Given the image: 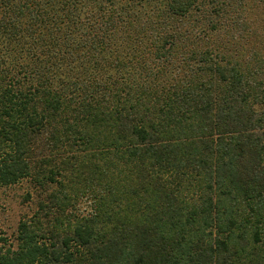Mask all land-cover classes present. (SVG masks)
Segmentation results:
<instances>
[{
	"label": "trees",
	"instance_id": "obj_1",
	"mask_svg": "<svg viewBox=\"0 0 264 264\" xmlns=\"http://www.w3.org/2000/svg\"><path fill=\"white\" fill-rule=\"evenodd\" d=\"M246 2L0 0V185L46 191L0 264H264Z\"/></svg>",
	"mask_w": 264,
	"mask_h": 264
},
{
	"label": "rangeland",
	"instance_id": "obj_2",
	"mask_svg": "<svg viewBox=\"0 0 264 264\" xmlns=\"http://www.w3.org/2000/svg\"><path fill=\"white\" fill-rule=\"evenodd\" d=\"M245 17L250 25L248 43L264 57V0H247ZM45 195L46 191H42L30 177L11 185H0V233L10 244L15 243L20 220L30 219Z\"/></svg>",
	"mask_w": 264,
	"mask_h": 264
}]
</instances>
